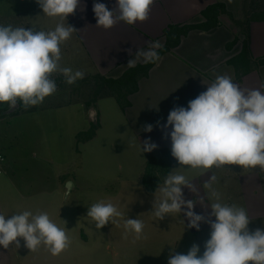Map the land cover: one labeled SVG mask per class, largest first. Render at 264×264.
I'll return each instance as SVG.
<instances>
[{
    "label": "rangeland",
    "instance_id": "rangeland-1",
    "mask_svg": "<svg viewBox=\"0 0 264 264\" xmlns=\"http://www.w3.org/2000/svg\"><path fill=\"white\" fill-rule=\"evenodd\" d=\"M60 22L58 17L45 16L36 0H0V25L47 31L54 30ZM62 22L67 24L68 19ZM79 47L72 33L61 45L60 64L83 71V79L72 85L63 81L42 104L27 109L19 102L15 109L0 102V155L6 159L0 167V214L7 217L26 210L34 215L47 212L54 223L65 228L71 244L53 256L44 246L31 252L21 238L19 248L0 247V264H168L173 250L187 254L193 244L200 246L198 255H202L204 243L210 238V233L206 234L208 224L202 222L199 230L188 228L183 212L158 220L151 212L154 194L147 193L141 184L147 160L154 154L142 153L141 143L150 138L158 145L156 149L167 151L165 147H171L170 136L164 137L162 127L142 137L137 135L130 125L128 108L121 109L114 98L91 103L97 75L95 71L90 74V63ZM127 66L106 77L120 79L130 70ZM58 76L64 77L56 73L52 79ZM96 125L100 128L95 138L79 143L77 136ZM172 164V171L193 180L204 204H210L203 188L208 174L176 169L180 167L177 161ZM255 181L264 199V174ZM68 183L73 184L70 193ZM236 183L234 178L217 180L214 188L221 194L222 203L247 211ZM183 192L185 199H197L188 188ZM100 201L112 203L122 216L96 229L87 210ZM194 211L208 215L211 209L198 203ZM128 218L143 221L140 239L135 238L134 232H126L124 222ZM249 228L264 229V222L251 221Z\"/></svg>",
    "mask_w": 264,
    "mask_h": 264
},
{
    "label": "clouds",
    "instance_id": "clouds-1",
    "mask_svg": "<svg viewBox=\"0 0 264 264\" xmlns=\"http://www.w3.org/2000/svg\"><path fill=\"white\" fill-rule=\"evenodd\" d=\"M36 3L45 16L60 19L54 30L0 25V102L7 103L9 109H15L18 102L25 109L42 104L57 90L52 79L56 73L62 74L68 85L85 75L83 71H73L60 64L61 45L76 30L62 21H67L81 7L80 0H36ZM153 4L154 0H116L114 9L109 10L104 3L96 2L93 5L96 26L110 29L120 21L128 25L144 22L149 19ZM162 48L159 41H153L147 51L138 50L135 57L143 58L145 63H155L160 60L157 50ZM135 63V59L128 61L130 67ZM143 130L151 132L153 125L146 124ZM162 131L165 138L170 136L171 156L180 165L176 169L198 171L200 175L230 165L243 169L259 167L264 171V92L241 88L228 75H216L207 90L190 100L187 107L176 106L170 110ZM157 147L150 138L141 143L142 153ZM217 180L213 173L203 182L207 198L212 201L209 205L204 204V197L199 195L193 180L175 169L158 184L151 211L154 217L163 220L183 212L188 228L199 230L202 222L210 225V238L204 243L202 255H198L200 246L193 244L187 254L173 250L168 264H264V229L251 230L246 209L221 202V194L214 188ZM185 187L197 199H185ZM198 203L205 209L210 207L211 212L197 214L194 208ZM120 216L122 213L116 206L103 201L87 210V217L96 229L115 222ZM124 227L140 239L144 223L128 218ZM21 238L31 252L44 246L53 256L60 255L71 244L65 228L54 223L47 212L34 215L26 210L7 217L0 214V247L19 248Z\"/></svg>",
    "mask_w": 264,
    "mask_h": 264
},
{
    "label": "crops",
    "instance_id": "crops-1",
    "mask_svg": "<svg viewBox=\"0 0 264 264\" xmlns=\"http://www.w3.org/2000/svg\"><path fill=\"white\" fill-rule=\"evenodd\" d=\"M243 1L246 2L154 0L148 20L134 25L120 21L112 28L104 29L96 26L93 5L96 2L104 3L109 10H113L116 0H80L81 7L67 19L68 24L76 29L73 34L81 46L79 49L85 52L86 61L90 63V74L95 71L96 75L105 76L106 79L112 71L125 68L130 59H135L136 63L134 67L127 66V70L147 64L143 58H136L135 53L138 50L147 51L153 41H159L164 47L165 33L171 27L197 26V29L180 38L176 48L160 57L148 75L138 82V91L129 98L130 108L127 112L130 125L142 137L147 133L143 130L144 125L152 124L155 128L151 133H154V129L167 123L170 110L176 106L187 107L190 100L207 90V85L214 81L216 75H228L241 88L264 92L261 87L264 84V10L255 11V18H249L246 34H243L236 25L244 21V13L248 12ZM252 1L249 0V3ZM218 4L223 5L226 11V14L219 17L218 25L210 30L200 28L206 22L202 13ZM260 13L262 16H259ZM246 40L249 43L248 65H231V61L242 55ZM117 79L115 77L112 80ZM165 149L171 153V147ZM157 151L155 149L152 153ZM172 161L176 162L173 157ZM258 170L257 167L243 171L241 166L230 165L214 168L206 176L210 177L214 173L220 181L230 178L238 181L236 185L241 189L238 193L244 197L250 220L256 223L264 222V199H261L262 191L255 181L264 171L259 170V173ZM243 181L249 182L245 184ZM207 233H210L209 224L206 227Z\"/></svg>",
    "mask_w": 264,
    "mask_h": 264
},
{
    "label": "trees",
    "instance_id": "trees-1",
    "mask_svg": "<svg viewBox=\"0 0 264 264\" xmlns=\"http://www.w3.org/2000/svg\"><path fill=\"white\" fill-rule=\"evenodd\" d=\"M244 7L248 11L245 14V19L241 23H236V25L241 29L243 34H246L249 18L256 15L255 11L264 10V1L263 0H245ZM223 14H226L225 8L223 5L218 4L212 7L207 8L202 16L206 18L204 25H201L200 28L205 30H210L216 27L219 23V17ZM260 16L261 13H260ZM197 29V26L189 27H171L169 31L165 33L166 44L162 49L158 50V54L162 57L164 54L168 53L171 49L176 48L180 42V38L188 34L189 31ZM233 46V45H232ZM228 47L229 49L232 48ZM248 53H249V43L247 40L243 43V51L240 56L239 61H231L230 64L236 66L235 64L240 63L241 67H246L248 65ZM155 63H147L143 66H137L135 68L127 71L120 79L112 80L106 79L100 75L94 77L95 86L93 89V99L91 103H96L99 100L105 98H114L116 103L121 107V109L129 108L130 102L129 98L138 91V82L148 75V72L154 67ZM56 85H60L65 78L58 76L55 79ZM87 81V80H86ZM88 84V82H87ZM65 85V84H64ZM63 87V86H62ZM90 104H87L89 107ZM99 125L92 126L88 132L80 133L77 138L79 143L85 144L93 140L96 136V133L99 129ZM147 167L142 176V186L147 193L152 194L156 191L158 184H162L165 177L170 171H172V157L169 151H159L149 156L147 160Z\"/></svg>",
    "mask_w": 264,
    "mask_h": 264
},
{
    "label": "built area",
    "instance_id": "built-area-1",
    "mask_svg": "<svg viewBox=\"0 0 264 264\" xmlns=\"http://www.w3.org/2000/svg\"><path fill=\"white\" fill-rule=\"evenodd\" d=\"M6 163V159L0 155V167H2L4 164ZM2 171L0 170V175H1Z\"/></svg>",
    "mask_w": 264,
    "mask_h": 264
},
{
    "label": "water",
    "instance_id": "water-1",
    "mask_svg": "<svg viewBox=\"0 0 264 264\" xmlns=\"http://www.w3.org/2000/svg\"><path fill=\"white\" fill-rule=\"evenodd\" d=\"M71 189H73V184L72 183H68V185H67V193H70Z\"/></svg>",
    "mask_w": 264,
    "mask_h": 264
}]
</instances>
